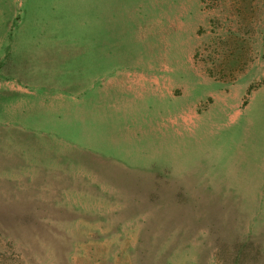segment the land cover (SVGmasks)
I'll list each match as a JSON object with an SVG mask.
<instances>
[{"label":"rangeland","instance_id":"rangeland-1","mask_svg":"<svg viewBox=\"0 0 264 264\" xmlns=\"http://www.w3.org/2000/svg\"><path fill=\"white\" fill-rule=\"evenodd\" d=\"M134 2L122 59L171 68V109L211 100L201 141L99 89L81 0H0V264H264V186L234 158L264 123V0Z\"/></svg>","mask_w":264,"mask_h":264},{"label":"crops","instance_id":"crops-1","mask_svg":"<svg viewBox=\"0 0 264 264\" xmlns=\"http://www.w3.org/2000/svg\"><path fill=\"white\" fill-rule=\"evenodd\" d=\"M80 9L84 30L81 34L82 51L87 62L89 57L96 56L99 71L105 74L97 77V79L100 78L99 89L111 90L116 97L123 99L124 106L132 104L133 99L132 102L141 99L143 95L146 98L151 96L158 98L155 113L160 117L158 121L163 127L161 136L168 140L171 133L172 137L177 138L179 144H183L182 148L185 146L184 152L187 153L186 137L201 141V133H197L202 127L200 126L202 117L210 112L211 100L200 110L197 108L198 103L175 105L171 109L169 101H175L181 94L180 86L171 80V68L167 65L152 66L144 63L146 66L140 69L136 67V64L129 65V59H122L130 55L125 50L122 52L121 47L126 37L130 39L134 24L139 26L137 33L142 40H145L147 36L149 25L146 18L147 6L143 3L139 8L134 0H81ZM107 64L112 65L108 75L105 70ZM96 81L93 79L91 82L96 84ZM85 88L89 89L90 85L85 84ZM245 106H247L246 103L243 107ZM247 118L246 114L242 131L243 144L237 154H234L235 162H237L235 169L240 164L243 184L249 182L264 186V147H261V143H264V123L259 117L258 128L254 130V122L251 123V120ZM195 127L196 130L192 131ZM164 147H168V144H164ZM246 175L255 180H244Z\"/></svg>","mask_w":264,"mask_h":264}]
</instances>
